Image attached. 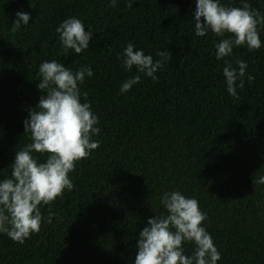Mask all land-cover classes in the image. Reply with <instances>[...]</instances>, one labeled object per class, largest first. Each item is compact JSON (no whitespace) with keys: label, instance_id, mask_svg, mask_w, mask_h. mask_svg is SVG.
Wrapping results in <instances>:
<instances>
[{"label":"trees","instance_id":"trees-1","mask_svg":"<svg viewBox=\"0 0 264 264\" xmlns=\"http://www.w3.org/2000/svg\"><path fill=\"white\" fill-rule=\"evenodd\" d=\"M220 2L242 7V0ZM244 2L264 15V0ZM195 9L196 0H117L116 7L110 0H0V181L31 142L24 121L42 95L44 61L73 72L91 67L81 100L101 130L93 137L100 147L69 173L73 190L41 206L40 231L23 244L0 233V264H135L139 234L164 213L161 196L171 191L199 202L207 216L202 226L221 253L217 264H264V185L253 183L264 175V25L260 49L240 46L225 58L248 65L235 99L224 60L216 59L221 37L195 35ZM19 11L31 19L13 32ZM70 17L93 32L80 54L65 55L56 32ZM129 43L154 60L166 50L172 58L156 81L140 74V83L121 93L137 74L135 66H121ZM183 247L192 254V243Z\"/></svg>","mask_w":264,"mask_h":264},{"label":"clouds","instance_id":"clouds-1","mask_svg":"<svg viewBox=\"0 0 264 264\" xmlns=\"http://www.w3.org/2000/svg\"><path fill=\"white\" fill-rule=\"evenodd\" d=\"M110 6L116 7L117 0H110ZM16 17L11 27L13 32L21 29V23L27 26L31 19L29 13L22 11L17 12ZM194 22L197 37L205 36L208 31L221 37L215 44L216 59L224 60L223 76L228 93L239 99L237 87L244 88L248 65L243 59H236L237 68L225 58L232 56L233 49L240 46L260 49L258 26L264 25V15L244 0L242 7L222 5L220 0H196ZM56 32L65 55L69 50L80 54L88 49L93 36L76 17L65 19ZM226 34H229L227 38ZM156 55L160 59L145 55L132 43L126 46L121 66L127 71L135 66L137 74L122 84L121 93L140 83V74L153 81L158 79L155 73L165 66L172 54L166 50ZM39 75L37 87L42 95L37 107L29 109L30 118L24 121L25 133H30L31 142L16 152L10 177L0 181V233L20 244L40 231L45 220L41 206L50 205L66 189L72 191L74 184L69 173L100 147V141L93 139L101 131L97 126L99 119L91 104L82 102L79 87L86 77L94 75L91 67L73 72L56 60L44 61L39 66ZM254 79L250 74L247 76L249 82ZM87 96L84 92L85 101ZM34 153L47 154L46 161L39 162ZM253 183L264 185V175L253 179ZM160 203L164 213L149 218L139 234L135 264H217L221 253L202 226L207 216L199 202L180 191H171L162 194ZM52 216L49 209L48 222ZM186 242L194 245L191 255L185 254Z\"/></svg>","mask_w":264,"mask_h":264}]
</instances>
